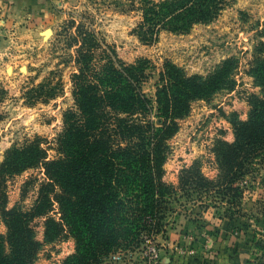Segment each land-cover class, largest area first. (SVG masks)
<instances>
[{"label":"trees","instance_id":"trees-1","mask_svg":"<svg viewBox=\"0 0 264 264\" xmlns=\"http://www.w3.org/2000/svg\"><path fill=\"white\" fill-rule=\"evenodd\" d=\"M125 1L116 0V7L140 12L133 33L147 45L156 43L163 31L184 34L196 24H209L227 6V0ZM88 15L85 12L78 22L71 16L67 23L75 29L67 35L66 44L75 53L65 60L75 64L71 75L74 103L63 112L62 130L51 147L56 154L50 156V148L44 146L48 141L36 137L10 148L0 164V212L7 228L0 234V264H37L45 245L68 238L75 241V249L63 264H111L116 252H134L144 235L160 233L168 227V217L182 215L183 210L174 204L180 201L178 188L189 201L194 192L202 197L215 191L229 205L219 213L221 218L237 220L239 200L250 187L247 177L253 176L256 161L264 155V41L255 45L248 69L261 94L249 97L248 120L234 123L235 142L215 143L218 174L210 178L195 163L183 169L177 188L164 175L178 120L189 114L194 100L234 90L238 60L228 58L206 76L187 75L166 61L152 98L143 89L151 76V61L120 59ZM27 95L30 104H35V99L64 94L60 83L47 81ZM156 118L162 122L158 124ZM30 169L43 173L35 180L34 203L29 208H9L7 181ZM182 207L184 215L190 216L189 208ZM38 225L43 226L42 239ZM255 243L264 251L263 239Z\"/></svg>","mask_w":264,"mask_h":264},{"label":"rangeland","instance_id":"rangeland-1","mask_svg":"<svg viewBox=\"0 0 264 264\" xmlns=\"http://www.w3.org/2000/svg\"><path fill=\"white\" fill-rule=\"evenodd\" d=\"M115 2L53 0L44 21L32 20L16 26L0 24V164L10 148L36 137L48 141L44 146L50 148V156L56 154L51 147L62 130L63 112L74 103L71 75L75 64L65 60L75 53L74 48L66 45L67 35L75 29H69L67 23L71 16L78 22L88 12V20L120 59L128 63L141 58L151 61V76L143 89L152 98L157 90L158 72L166 61L176 64L187 75L206 76L228 58L238 60L235 89L219 90L208 99L194 100L189 114L178 120L179 129L170 140L172 150L165 164L164 180L177 188L181 186L183 169L195 163L203 174L214 178L219 172L215 143L235 142L234 123L248 120L249 97L261 94L248 69L255 45L264 41V0H227L226 8L213 22L196 24L184 34L163 31L151 45L143 44L133 33L141 19L140 12L128 11V6L122 12ZM49 29L51 34H46ZM47 81L60 83L64 95L38 98L30 104L28 91ZM156 121L160 124L162 119ZM260 157L253 176L247 177L250 187L239 200L237 220L221 218L219 213H224L229 205L215 191L202 197L194 192L189 201L184 190L178 188L180 201L174 204L183 210L182 215L168 217L170 223L160 233L144 235L134 252H116L111 264H264V251L255 243L264 240V155ZM42 177L40 169H30L10 178L6 185L8 207L29 208L36 198L35 180ZM28 180L31 182L23 196ZM181 204L189 208L190 216L184 215L185 207ZM36 228L38 238L42 239L43 226ZM6 231L0 212V234ZM190 234L194 239L188 240ZM202 240L204 244L199 246L196 242ZM74 249L72 238L45 245L37 264H63Z\"/></svg>","mask_w":264,"mask_h":264},{"label":"crops","instance_id":"crops-1","mask_svg":"<svg viewBox=\"0 0 264 264\" xmlns=\"http://www.w3.org/2000/svg\"><path fill=\"white\" fill-rule=\"evenodd\" d=\"M53 0H0V24L31 23L48 18ZM227 232V229H226ZM202 239V238H201ZM204 239V238H203ZM212 240H209V242ZM214 242V241H213ZM199 246L204 241L196 242ZM211 243V242H210Z\"/></svg>","mask_w":264,"mask_h":264},{"label":"built area","instance_id":"built-area-1","mask_svg":"<svg viewBox=\"0 0 264 264\" xmlns=\"http://www.w3.org/2000/svg\"><path fill=\"white\" fill-rule=\"evenodd\" d=\"M192 239H194V236H193V234H190L189 236H188V240H192ZM207 239H209V238H207ZM116 255H113V257H115Z\"/></svg>","mask_w":264,"mask_h":264},{"label":"water","instance_id":"water-1","mask_svg":"<svg viewBox=\"0 0 264 264\" xmlns=\"http://www.w3.org/2000/svg\"><path fill=\"white\" fill-rule=\"evenodd\" d=\"M51 32H52V30L49 29V30H47L45 33H46V34H51Z\"/></svg>","mask_w":264,"mask_h":264}]
</instances>
